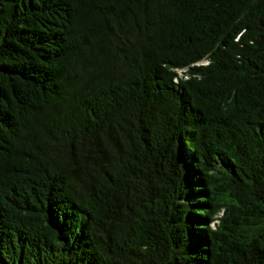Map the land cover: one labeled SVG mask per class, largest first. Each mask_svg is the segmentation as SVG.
Returning <instances> with one entry per match:
<instances>
[{
    "label": "trees",
    "instance_id": "16d2710c",
    "mask_svg": "<svg viewBox=\"0 0 264 264\" xmlns=\"http://www.w3.org/2000/svg\"><path fill=\"white\" fill-rule=\"evenodd\" d=\"M0 264H264V0H0Z\"/></svg>",
    "mask_w": 264,
    "mask_h": 264
}]
</instances>
